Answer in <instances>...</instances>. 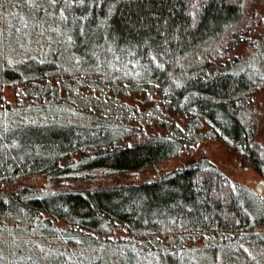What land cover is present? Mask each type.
Instances as JSON below:
<instances>
[{
  "label": "trees",
  "instance_id": "1",
  "mask_svg": "<svg viewBox=\"0 0 264 264\" xmlns=\"http://www.w3.org/2000/svg\"><path fill=\"white\" fill-rule=\"evenodd\" d=\"M10 1L16 3L14 16L27 17L29 7L24 1L28 0ZM58 3V11L45 14L50 17L46 22L53 33L47 55L1 66L0 88L14 84L17 104L22 103V90H26L29 100L35 97L45 106L41 109L48 110L61 101L64 79L72 82L80 78L102 92L107 84H123L129 76L124 69L119 70L120 66L137 62L144 72L131 76V87H148L160 96V113L153 114L156 132L143 131L126 139L114 133L106 115L88 109V124L59 123L54 116L44 120L47 116L42 115L41 121L11 124L0 133V221H17L21 227L27 223L24 228L32 230L39 224L38 233L45 240L40 257L47 264H136V258L150 255L155 264H198L195 252H191L194 249L204 256L206 249L215 252L214 256L219 252V264H250V260L264 257L262 250L263 255L260 253L263 245L250 242L248 237L260 229L264 233V201L258 209L252 207L241 198L242 188L204 156H191L157 178L137 183L56 191L26 183L40 174L52 177L55 184L72 172L85 176L100 169L125 173L155 167L182 155L187 142L202 138L224 140L264 177V145L256 139L257 121L246 118L252 104L251 77L240 70V56L217 61L211 58L215 52L206 51L212 40L224 35L231 49L240 43L234 39L245 32L235 29L245 19L243 0ZM36 11L40 17L45 8L41 5ZM2 24L0 20V28H5ZM36 26L40 29V23ZM42 28L46 29L44 23ZM246 32L250 37L253 34ZM10 33L9 28L4 36ZM260 35L263 39L264 31ZM192 58L196 61L189 63ZM176 119L185 122L186 129ZM196 125L206 127L195 131ZM77 154L81 158L75 165ZM119 232L127 234L117 239L116 246L124 249L123 253L71 260V250L99 248L97 241L112 239ZM172 233L182 240L168 246ZM196 233H221L224 239L204 247L187 246ZM79 238H84V243ZM89 238L96 244L92 246ZM243 242L250 250L240 249ZM252 248L259 253L254 254ZM40 257L28 252L17 257L18 263L15 257L4 261L42 264Z\"/></svg>",
  "mask_w": 264,
  "mask_h": 264
},
{
  "label": "rangeland",
  "instance_id": "2",
  "mask_svg": "<svg viewBox=\"0 0 264 264\" xmlns=\"http://www.w3.org/2000/svg\"><path fill=\"white\" fill-rule=\"evenodd\" d=\"M24 3L29 7L27 8L28 10L25 11L28 14L27 17L23 14L22 17L13 15L12 12L14 11L16 3L10 0H3V2H0V20L4 22L2 25H5V28H0V41H3L1 42L2 45L0 44V56L2 51L4 54V57L1 56L0 58V67L8 64H10L9 66L15 65L16 62L21 59L24 60L35 56L44 57L47 55L48 49L51 48L50 39L53 33L49 32L51 29L46 22L50 17L45 14H47L48 11H52L53 13L58 11L57 9L60 5L58 0H28V2L24 1ZM41 5L44 6L45 13L39 17L36 9L40 8ZM243 5L245 7V19L243 23L235 29L241 31L245 29V32L250 30V33H253L251 37L248 36L250 34L247 32L241 33L240 38L234 39H239L238 41H240V43L231 49L230 42H227L228 36L226 37V35H224L219 39L212 40L207 45L206 51L215 52L211 58L217 61L225 60L233 55L240 56V70L248 73L251 77L250 94L252 104L247 109L246 118L257 121L256 139L261 141L264 145V38L261 39L260 35V33L264 31V0H243ZM31 11H35V14ZM36 19H40V22H33L37 21ZM38 23H40V29L36 26ZM43 23L46 25V29L42 28ZM9 28L12 33H10L9 36H4ZM20 36L22 37L19 38ZM244 38H246L245 41ZM195 61L196 60L192 58L189 63H194ZM123 69L129 75L123 81V84L120 82L116 84H107L103 87L104 90L102 92H100L99 88L91 87L89 85L90 83H83L80 78L72 80V82L64 79V81H66L64 87L61 89L59 88V92H62L61 101L51 108L48 107V110L46 109L47 107L42 110V107L45 106L37 103L35 97L29 100L30 95L26 90H22V103L17 104V87L14 84H3L0 88V133L3 129L9 128L11 124L41 121L43 120L41 115L44 117L47 116L44 120H47L49 116H54L59 123L88 124L91 114L86 111L87 109L95 111L96 113L102 112L103 115H106L108 124H111L110 128L115 130L114 133L126 139L133 137V135L138 137L143 131L147 134L155 133L156 128L154 125L157 120L153 117V114L160 113V110H158L161 109V104L159 103L160 96L148 87H131V85H133L131 84V80H133L131 76H139L143 71L139 68L137 62H132L129 66H120L119 70ZM113 85L116 86L114 87ZM146 96H148V100ZM8 106H11V108H7ZM147 109L151 111L150 114L144 112ZM118 117L122 119L120 125L117 123ZM175 121L179 123L183 129H186L187 125H185V122H181L177 119ZM205 127V125H196L194 130L198 131ZM183 152L182 155L174 156L155 167L138 171L110 173L100 169L93 170L90 174L85 176L82 175L84 174L83 172H72V174L68 176L59 177L58 182L55 184L52 182V177L40 174L30 177L26 183L36 189L43 188L44 191H56L65 188L114 186L121 183H137L155 179L168 169L181 165L188 160V158L195 155L207 157L214 162L232 183L237 184L240 189L242 188L240 190L241 198L249 202L252 207L258 209L259 202L264 201V182H262L264 181V177L251 166L248 160L243 158L224 140L202 138V140L196 143L190 141L186 143ZM79 157L80 154L73 157V159H75V165L79 163ZM81 176L83 178H79ZM25 224L27 223L23 225ZM23 225L21 227L19 222L10 221L9 219L0 221V264H5L4 260L10 261L11 257L17 258L21 255L25 257L28 252L40 257L42 244L45 243L43 237L38 233L40 225H35L36 230H32V228L27 226L24 228ZM61 225L67 226L63 222ZM117 234L118 235H114L115 237L112 239H101V241H97V245H99L97 247L99 248L82 246L77 250H71V260H84L101 256L110 257L123 253L122 251L124 249H121L120 246L119 249L116 246L120 242H118L117 239L125 238L127 234L126 232H119ZM248 237L250 238V242L263 245V249H260V253L262 250L264 254V233L261 229L257 230L254 234H250ZM219 239L223 240L224 235L221 233H205L203 235L196 233L188 239L186 244L191 247L192 245L204 247ZM261 239H263V241H261ZM78 240L81 243L85 241L84 238H79ZM87 240L91 245L96 244V242L94 241L95 243H93L90 238ZM181 240V236L172 233L167 243H165L171 246L173 244L175 245L176 242L181 243ZM107 242L109 243L107 244ZM51 244L56 248L59 246L56 242H52ZM60 245L65 246L64 244ZM123 245H125L127 249L130 247L128 244ZM240 245L241 250H250L249 247L247 248L248 245L246 242L240 243ZM216 248L217 246L214 250H216ZM191 252H195L198 264L220 263V258L218 257L219 252H216V256H214L215 252L213 253V251H208L207 249L203 251V253L208 252L206 256L202 255L199 249L191 250ZM252 252L254 254L259 253L257 248H252ZM262 253L261 256L263 255ZM18 259L20 258L14 260L18 263V261H20ZM14 260L12 261L14 262ZM39 260L42 264L48 263L43 257H40ZM250 261V264H264V257H259L257 261ZM69 263L71 264L72 262ZM241 263L244 264L245 261H241ZM136 264H155V260L152 255L147 257L143 256L141 259L136 258Z\"/></svg>",
  "mask_w": 264,
  "mask_h": 264
},
{
  "label": "water",
  "instance_id": "3",
  "mask_svg": "<svg viewBox=\"0 0 264 264\" xmlns=\"http://www.w3.org/2000/svg\"><path fill=\"white\" fill-rule=\"evenodd\" d=\"M262 182H264V181H262Z\"/></svg>",
  "mask_w": 264,
  "mask_h": 264
}]
</instances>
